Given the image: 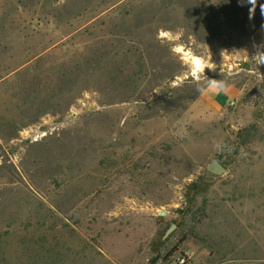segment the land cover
<instances>
[{"label": "rangeland", "instance_id": "1", "mask_svg": "<svg viewBox=\"0 0 264 264\" xmlns=\"http://www.w3.org/2000/svg\"><path fill=\"white\" fill-rule=\"evenodd\" d=\"M0 264H264V0H0Z\"/></svg>", "mask_w": 264, "mask_h": 264}, {"label": "bare ground", "instance_id": "2", "mask_svg": "<svg viewBox=\"0 0 264 264\" xmlns=\"http://www.w3.org/2000/svg\"><path fill=\"white\" fill-rule=\"evenodd\" d=\"M184 56L186 57V60H189V62L192 64L194 70L199 71L200 67L204 66L200 59L190 56L189 53H184Z\"/></svg>", "mask_w": 264, "mask_h": 264}, {"label": "water", "instance_id": "3", "mask_svg": "<svg viewBox=\"0 0 264 264\" xmlns=\"http://www.w3.org/2000/svg\"><path fill=\"white\" fill-rule=\"evenodd\" d=\"M211 171H213V172H217V170L215 169V165H213V166L211 167ZM163 215H164V213H161L160 216H163Z\"/></svg>", "mask_w": 264, "mask_h": 264}, {"label": "built area", "instance_id": "4", "mask_svg": "<svg viewBox=\"0 0 264 264\" xmlns=\"http://www.w3.org/2000/svg\"><path fill=\"white\" fill-rule=\"evenodd\" d=\"M231 104H233V102H231Z\"/></svg>", "mask_w": 264, "mask_h": 264}]
</instances>
